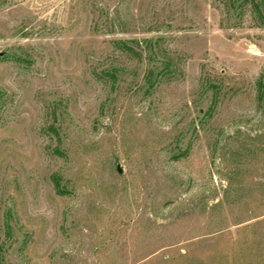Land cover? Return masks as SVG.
<instances>
[{
	"label": "rangeland",
	"instance_id": "374dc122",
	"mask_svg": "<svg viewBox=\"0 0 264 264\" xmlns=\"http://www.w3.org/2000/svg\"><path fill=\"white\" fill-rule=\"evenodd\" d=\"M0 264H264V0H0Z\"/></svg>",
	"mask_w": 264,
	"mask_h": 264
},
{
	"label": "trees",
	"instance_id": "16d2710c",
	"mask_svg": "<svg viewBox=\"0 0 264 264\" xmlns=\"http://www.w3.org/2000/svg\"><path fill=\"white\" fill-rule=\"evenodd\" d=\"M120 44V49L122 50V51H124V52H127V53H129V54H131V52H133L132 51V49H131V47L127 44V43H123V42H121V43H119ZM165 68H167V65H166V67ZM151 74V73H150ZM153 86H154V83H151V80H150V85H149V87L150 88H153Z\"/></svg>",
	"mask_w": 264,
	"mask_h": 264
}]
</instances>
